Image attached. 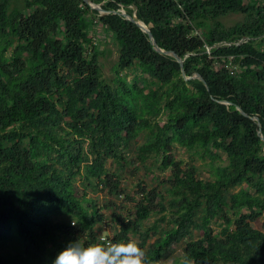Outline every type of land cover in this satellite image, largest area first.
I'll return each mask as SVG.
<instances>
[{"label":"trees","instance_id":"trees-1","mask_svg":"<svg viewBox=\"0 0 264 264\" xmlns=\"http://www.w3.org/2000/svg\"><path fill=\"white\" fill-rule=\"evenodd\" d=\"M90 2L111 12L84 0H24L12 9L0 0V242L20 246L0 253V264H51L72 240L133 242L146 264H264V0ZM132 6L183 66L113 13L134 14ZM230 14L243 20L227 26ZM100 37L119 53L110 80ZM130 154L135 169L157 161L165 189L140 182L107 246L98 237L104 208L89 190L124 194L107 163L123 170Z\"/></svg>","mask_w":264,"mask_h":264},{"label":"rangeland","instance_id":"rangeland-1","mask_svg":"<svg viewBox=\"0 0 264 264\" xmlns=\"http://www.w3.org/2000/svg\"><path fill=\"white\" fill-rule=\"evenodd\" d=\"M24 0H12V8L14 7H21L23 6ZM92 3V2H91ZM93 11L95 13L101 12L102 14H105L107 11L111 12V9H109L103 2H96L93 3ZM98 6L99 8L96 10L94 9V6ZM113 12V11H112ZM123 16H125L130 21H137L139 18L137 17V13L135 11L134 14H130L123 8L118 11ZM243 20L242 15L238 14H230L223 18V22L227 26H232L236 24L239 21ZM97 42L99 47V60L102 65V70L105 78L110 80L113 77V67L115 66L119 53L115 48V45L113 43L112 38H98ZM145 140V135H141L140 138L137 140V144H142ZM136 144V145H137ZM135 145V146H136ZM176 155L179 159L188 160L190 159V154L186 152L184 149H179L176 151ZM129 165L125 169L119 168V166L113 161L110 160L107 163V168L110 174L118 173L120 174V181L122 184V189L124 191V194H121V192L116 193L114 195H109V191L107 189H96V192H92L90 189L89 196L90 198L94 199L96 203L103 207L104 210L101 211V214H103V222L101 225L98 226V237L101 241L103 239H108L111 241L117 234H118V224L117 220H119V216L124 214L126 210H132V202L130 198H137V193L139 191V185L140 182L145 183L147 188L153 189H165V187H162V184H160V175L162 174L161 170L159 169L160 164L157 163V161H149V163L146 166L138 167L135 169V166L133 165V162L136 161V158L133 154L129 155ZM209 162V160H207ZM194 163L197 169L199 170V173L202 178L209 179L210 176V170L209 167L206 166L203 160H201L199 157H194ZM224 164H227V162H224ZM77 185L82 187V184L78 181ZM236 191H234V194L236 195ZM106 205H109L111 207H105ZM116 205V206H114ZM156 218H152L149 221L145 222V226H150L153 224L154 220ZM72 225H75L74 221L70 220ZM253 227L257 230H261L262 227V220L258 219L256 222L253 223ZM19 244H17L14 240L5 238L3 241L0 242V253L2 254H15L19 248ZM184 245H181L178 249L177 254H182V249ZM178 257V256H177ZM171 261H165L163 264H170Z\"/></svg>","mask_w":264,"mask_h":264},{"label":"clouds","instance_id":"clouds-1","mask_svg":"<svg viewBox=\"0 0 264 264\" xmlns=\"http://www.w3.org/2000/svg\"><path fill=\"white\" fill-rule=\"evenodd\" d=\"M143 257V251L133 242L104 248L82 247L72 240L56 253L51 264H146Z\"/></svg>","mask_w":264,"mask_h":264},{"label":"water","instance_id":"water-1","mask_svg":"<svg viewBox=\"0 0 264 264\" xmlns=\"http://www.w3.org/2000/svg\"><path fill=\"white\" fill-rule=\"evenodd\" d=\"M86 3H88L90 6H91V8L93 7V3H91L90 2V0H84ZM133 8H134V10L137 12H139V10H138V7H136V6H132ZM92 10H93V8H92ZM100 14H102L101 12H99ZM106 13H108V11L106 12ZM105 13V14H106ZM114 14H116V15H118V16H120V17H122L124 20H126V21H128V22H130V23H132L133 25H135V26H137V27H139L141 30H143L144 32H146L147 34H148V36H149V40H150V42H151V44H152V46H153V48L155 49V50H157V51H159V52H161V53H163V54H167V55H170V56H172L173 58H175L182 66L184 65V63H185V60L184 59H182L181 57H179L178 55H176L173 51H170V50H164V49H161V48H159L158 47V45L156 44V41H155V39H154V36H153V33H152V30H151V28H150V24H149V22L144 18V20H145V26L146 27H143V26H140V25H138V24H136L135 23V21L133 22V21H130V20H128L125 16H123L121 13H119V12H113ZM193 79H200V80H202V81H204L203 80V78L200 76V75H196V76H194V77H192ZM224 103H227V104H232L230 101H225ZM238 110L242 113V114H244V115H249V113H247L245 110H243V109H241V108H238ZM252 119H254V120H256V121H259V119H258V117H257V115H254L253 117H252ZM260 126H261V124L260 123H258V127L260 128ZM258 134L260 135V131H258ZM260 138L264 141V137H262L261 135H260Z\"/></svg>","mask_w":264,"mask_h":264},{"label":"bare ground","instance_id":"bare-ground-1","mask_svg":"<svg viewBox=\"0 0 264 264\" xmlns=\"http://www.w3.org/2000/svg\"><path fill=\"white\" fill-rule=\"evenodd\" d=\"M94 8H95V9H98L99 7L95 5ZM135 23L138 24V25H140V26L146 27V26H145L146 24H144L143 22H141V21H139V20L135 21Z\"/></svg>","mask_w":264,"mask_h":264},{"label":"built area","instance_id":"built-area-1","mask_svg":"<svg viewBox=\"0 0 264 264\" xmlns=\"http://www.w3.org/2000/svg\"><path fill=\"white\" fill-rule=\"evenodd\" d=\"M208 51H209V49H208ZM103 241H106L107 246H110L111 245V241H109L107 239H103Z\"/></svg>","mask_w":264,"mask_h":264}]
</instances>
